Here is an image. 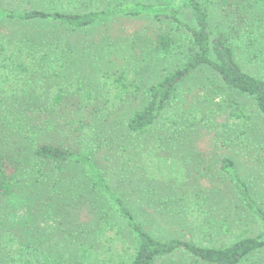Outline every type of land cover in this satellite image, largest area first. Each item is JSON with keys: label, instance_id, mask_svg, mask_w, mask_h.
Returning <instances> with one entry per match:
<instances>
[{"label": "trees", "instance_id": "trees-1", "mask_svg": "<svg viewBox=\"0 0 264 264\" xmlns=\"http://www.w3.org/2000/svg\"><path fill=\"white\" fill-rule=\"evenodd\" d=\"M181 2L182 5L179 6L162 0H157L154 4L126 0L102 9H93V0H0V26L49 22L72 32H80L95 26L145 19L170 26L166 33L158 32L149 42L141 35L138 42L130 44L129 41L134 37L125 43H110L104 51L111 57L123 59L126 64L135 59L130 51L133 49L131 45L137 44L140 48L144 45V52L152 60L179 58L178 53L183 57V62L176 70L164 74L158 82L148 87L144 106L126 120L125 131L140 147L136 150L137 154L141 152L140 159L151 160L146 166L147 169L155 171V161L159 159L157 176L164 185L159 184L158 187L165 195L155 196V192L151 190L150 194L155 196L151 201V204L154 201L155 204L151 208H155L160 216L172 217L201 228L206 224L208 212L213 210L210 196L217 191L213 181L207 187L199 182L204 176L205 168L201 167L202 171L195 170L197 175L192 176L187 168L179 167L177 157L180 156L178 149L181 148V143L172 144L178 134L169 138L162 136L156 143L149 142L144 145L148 151H144L137 141L141 134L162 118L177 91L200 70H211L223 91H228L231 103L237 106V110L232 111L231 118L245 124L251 120L240 105V100L244 99L251 100L257 112L264 115V76L247 71L240 61L243 59L251 69L256 67L264 72V0ZM214 6L219 9L220 15L213 29L211 8ZM184 9L192 12L193 23L185 18ZM182 29L187 30V34L184 33L185 37L177 39V34ZM9 37L11 36L0 33L1 78L14 84L21 79V74L31 76L26 81L22 80V85L13 87L15 94L11 99L16 100L14 104L17 106V116L5 113L0 117V200L14 195L25 182V190L30 191L31 197L35 196L32 192H35V188L36 194L42 193L41 199H38L42 212L46 210L49 215L60 218L61 221V232L57 236L63 239L62 248L66 257L62 255L63 259L59 260V264H87L94 256L100 255L96 250L103 245L97 244L100 239L97 238L98 233L105 235L112 225H117L116 221L119 223L118 231L113 236H106V240L112 244L122 240L124 245L130 243L132 249L131 254L128 250L125 252L128 258L126 262L125 256L120 257L117 248L112 246L111 251H114L111 256L120 258L118 264H156L158 260L178 253H183L201 264H244L251 256L264 249V233L256 237H242L221 247L202 246L178 237L167 241L153 236L146 226L153 217L141 215V207L134 209L128 196L103 173L96 159L99 156L97 149L103 151L106 147L99 145L101 135L96 136L94 120L96 118L101 121L103 118L99 115L107 112L104 120L110 122L117 113L111 114L107 109L120 108L110 101L101 103L102 98L90 92L89 88L77 89L70 86L69 90L57 89L52 101L46 104L43 102V90L32 85L35 78L32 76L43 70L48 53L42 49L34 52L33 46L27 40L8 39ZM69 44L66 41L65 46ZM184 45L186 50L180 52L185 48ZM37 56L40 58L37 59ZM146 61L147 58L142 59L139 66L142 67V63ZM18 75L19 78L15 77ZM139 79L142 83V74ZM125 82L124 78L116 80L119 90L114 97L118 100L128 91ZM73 99L78 101H71ZM39 122L46 127L41 129L35 125ZM173 122L174 125H182L177 120ZM22 124L31 126V129H23ZM49 124L54 128H50ZM62 127L75 139H53L50 130H60ZM186 130L184 128L180 131L178 140L186 136ZM38 131L42 135L37 137ZM29 132L32 134L27 136ZM23 139L25 144L20 143ZM17 142L21 145L18 148ZM135 144L132 146L136 149ZM7 145L13 147L18 154L9 156L6 152ZM151 149H154L152 153ZM136 157L138 158L135 153L123 156L128 164L137 161ZM212 165H217L219 176L232 184L236 199L260 222L264 232V207L259 204L249 184L238 174L234 161L225 156L216 164L215 161L211 162L210 169ZM168 167L172 169L171 174ZM121 170L125 172L123 166ZM179 170L183 173H179ZM52 172L58 177L50 188L49 185H44L48 174ZM193 177L196 179L190 184ZM122 181L124 180L119 179L116 184ZM154 181H157V177ZM27 251L20 246L10 252L9 244L0 242V257L8 255L7 261L5 258L0 259V264H5V261L7 264H36L27 258Z\"/></svg>", "mask_w": 264, "mask_h": 264}, {"label": "rangeland", "instance_id": "rangeland-1", "mask_svg": "<svg viewBox=\"0 0 264 264\" xmlns=\"http://www.w3.org/2000/svg\"><path fill=\"white\" fill-rule=\"evenodd\" d=\"M118 1L126 0H93V9H102ZM130 1L147 4L157 2V0ZM162 1L182 5L181 0ZM183 12L187 21L193 23L192 12L188 9H184ZM211 13V24L214 29L220 11L214 6L211 8ZM169 28L168 24L145 19L126 20L107 26L100 25L80 32H72L49 22H39L6 24L0 26V33L11 36L8 39L22 38L27 40L33 46L34 52L42 49L48 53L42 66L43 70L37 71L32 76V78L35 77L32 80V85L43 90V102L46 104L52 101L57 89L69 90L70 86L77 89L89 88L90 92L102 98L101 103L110 101L111 104H116L115 106L120 108L107 109L111 114L117 113L110 122L104 120V114L107 112L99 115L103 118L101 121H97L96 118L94 120L96 136L101 135L99 145L106 147V150L103 151L96 147L99 154L96 159L100 169L104 171L103 173L110 177L113 184L118 185L128 196L134 209L141 207L139 210L141 215L153 217L150 224L147 223L146 225L153 236L167 241L178 237L208 247L227 246L242 237L259 236L264 233L260 222L252 217L241 202L236 199L234 187L219 176L218 166L212 165V169H210V164L213 161L216 164L222 157L229 156L236 164V170L240 177L249 184L259 204L264 207V115L257 112L251 100L244 99L240 100V105H242L244 113L251 117V120L245 124L243 121L231 118V113L233 110H237V106H233L228 91H223L218 78H215L211 70H206V72L200 70L194 73L186 81V84L184 83L182 88L177 91L162 118L151 129L141 134L137 142L142 145L144 151H148L144 145L149 142L156 143L162 136L169 138V136L178 134L172 140V144L178 142L180 145L179 143H181V148L178 149L180 156L177 157L179 158V167L187 168L189 175H197L195 170L202 171L201 167H204V176L199 182L207 187L213 181L214 186H217L216 194L210 196L211 209L213 210L208 212V218L205 219L206 224L199 228L191 226L185 221L160 216L155 208H151L155 204V201L151 204L155 196L165 195L158 187L159 184L164 185L157 176L159 174L157 167L159 159L155 161L157 163L155 164V171L146 168L151 160L140 159L141 152L136 153L140 147L132 141L130 134L126 133L125 122L144 106L145 93L148 87L152 83L158 82L164 74L176 70L179 64L183 62V57H180V53H178L179 58L170 60H163L162 58L157 60L158 58H155L152 60L144 52L146 49L144 45L140 48V45L137 44L136 46L131 45L133 49L130 51L131 56L135 59L126 64L123 59H119L117 56H109L105 53L104 48L110 43H118L119 41L125 43L134 37L132 41H129L130 44L135 41L138 42L141 35L149 42L158 32L164 34ZM186 32L187 30L182 29L177 34V39L181 36L185 37ZM66 41L70 42L68 46H65ZM186 48L180 52H184ZM37 57V59L40 58V56ZM144 58H147L148 61L143 62L142 67H140L139 64ZM240 61L243 62L241 65L247 71L254 75L264 76L263 70L256 67L251 69L243 59ZM1 73L0 71V117H3L2 115L5 113L17 116L15 113L17 106L14 104L16 100L11 99V96L15 94L13 87L17 84L22 85L21 81H26L31 75L21 74V79L13 84L9 80L5 81L1 78ZM141 74L143 75L142 83L139 79ZM8 76L10 77V73ZM15 77L19 78V75ZM119 78L126 79L125 85L128 86V91L118 100L114 95L119 90V85L116 83ZM71 101H78V99ZM189 111L191 112L188 113ZM173 120L181 122L182 125H174ZM35 125L41 129L46 127L42 122ZM21 126L26 130L31 129V126L26 124ZM49 127L54 128L51 124ZM184 128L187 129L184 133L186 136L178 140L180 131ZM41 131L43 132V130ZM41 131H38L37 137L42 135ZM31 134L29 132L27 136ZM69 134L67 129L63 127L60 130H50L53 139L65 140L67 137L70 140L75 139ZM16 137L20 138L17 135ZM22 141L19 142L21 144L26 143L24 139ZM133 143L136 145V149L132 146ZM19 146L21 145L17 142L16 148ZM110 146L113 147V150ZM12 148L7 145L6 152L8 155H17V151ZM153 151L154 149H151L150 153ZM123 152H127L125 154L135 153L138 156L135 158L137 161L128 164L123 158L125 155ZM150 158L152 159V157ZM28 165L31 166L30 163ZM122 166L125 168V172L121 170ZM168 168L171 174L172 169ZM213 169L214 172H212ZM179 173H183V171L179 170ZM48 175L44 186L49 185L51 188L54 179L58 176L55 172ZM174 176L176 175L174 174ZM156 177L158 182L154 181ZM119 179L124 181L116 184ZM195 179L196 177L190 179L192 182L190 184H193ZM26 184L25 182L14 195L0 200V242L8 243L10 252L20 246L26 248L28 250L26 252L27 258L35 261L36 264H59V260L63 259L62 255L66 257L62 248L63 239L57 236L61 232L59 228L60 218L49 215L46 210L42 212L43 209L41 210V206L38 204L40 201L38 199H41L42 193L36 194L37 189L35 188V192L32 191L35 196L32 195L33 197H31L30 191L25 190L27 189ZM151 190L156 194L154 197L150 194ZM149 196L151 197L147 200ZM115 223L117 225H112L111 230L107 231L105 235L98 233L97 238L100 239L97 244L103 245L96 250V253L100 255L94 256L87 264H118L120 258L111 256L114 251H111L112 246L117 248V254H120V257L125 256L124 261L128 259L125 252L128 250L129 254L132 253L130 243L124 245L122 240H118L117 243L112 244L106 240V236L107 238L113 236L115 231H118L119 223L118 221ZM124 233L126 234V231ZM99 235L101 236L99 237ZM7 256H1L0 259H6ZM6 261L5 264H7ZM64 261L66 262V260ZM78 263L83 264L82 262ZM156 264L201 263L183 253H178L158 260ZM244 264H264V249L251 256Z\"/></svg>", "mask_w": 264, "mask_h": 264}]
</instances>
